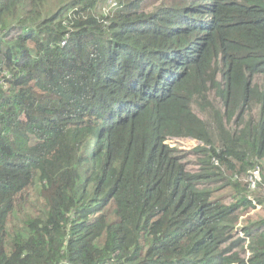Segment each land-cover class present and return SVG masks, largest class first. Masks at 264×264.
Returning <instances> with one entry per match:
<instances>
[{"label": "trees", "instance_id": "trees-1", "mask_svg": "<svg viewBox=\"0 0 264 264\" xmlns=\"http://www.w3.org/2000/svg\"><path fill=\"white\" fill-rule=\"evenodd\" d=\"M257 206L264 0H0V264H264Z\"/></svg>", "mask_w": 264, "mask_h": 264}, {"label": "rangeland", "instance_id": "rangeland-1", "mask_svg": "<svg viewBox=\"0 0 264 264\" xmlns=\"http://www.w3.org/2000/svg\"><path fill=\"white\" fill-rule=\"evenodd\" d=\"M113 4V3H112ZM110 3V1H107L106 3H103L100 5L99 9H103V5H104V10L107 11L109 10L110 6L112 5ZM167 143L171 146H173L174 148H178V149H191L192 147L196 146L197 144H199V142H197L196 140L193 139H184V138H175V139H169L167 141ZM260 177V178H259ZM259 178V179H258ZM251 181L255 180V177H251L250 179ZM250 181V183H251ZM261 181V174L259 172V175L257 177V182H256V187L255 188H250L249 189V194H254V193H258L260 191V189L258 188V184ZM263 206H257L255 209H252L250 212H248V214L251 217H257L259 215H264V208H262ZM245 219V218H244ZM231 235V233H230ZM225 236H228V234H226ZM229 237V236H228ZM237 240H235L232 244H236Z\"/></svg>", "mask_w": 264, "mask_h": 264}, {"label": "built area", "instance_id": "built-area-1", "mask_svg": "<svg viewBox=\"0 0 264 264\" xmlns=\"http://www.w3.org/2000/svg\"><path fill=\"white\" fill-rule=\"evenodd\" d=\"M259 170H254L253 172H252V175H251V177L253 178V177H255V180L254 181H251V183H250V186L252 187V188H255L256 187V182H257V177H258V175H259ZM251 177H250V179H251ZM260 178V177H259ZM258 178V179H259Z\"/></svg>", "mask_w": 264, "mask_h": 264}]
</instances>
